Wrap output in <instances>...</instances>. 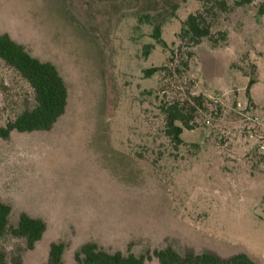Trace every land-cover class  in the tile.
<instances>
[{
  "label": "rangeland",
  "instance_id": "rangeland-1",
  "mask_svg": "<svg viewBox=\"0 0 264 264\" xmlns=\"http://www.w3.org/2000/svg\"><path fill=\"white\" fill-rule=\"evenodd\" d=\"M217 10L214 47L204 40L188 67L169 65L182 22L199 0H0V34L57 66L69 90L49 131L0 137V201L46 222L33 250L0 240L9 264H45L52 243L77 264L87 243L151 255L173 247L223 258L247 253L264 264V0ZM149 16L150 22L144 17ZM162 24L164 48L152 37ZM146 45H154L149 56ZM203 94L211 111L175 148L163 101ZM34 91L0 59V128L33 106ZM218 109H220L218 111Z\"/></svg>",
  "mask_w": 264,
  "mask_h": 264
},
{
  "label": "trees",
  "instance_id": "trees-1",
  "mask_svg": "<svg viewBox=\"0 0 264 264\" xmlns=\"http://www.w3.org/2000/svg\"><path fill=\"white\" fill-rule=\"evenodd\" d=\"M202 9L190 14L182 22L178 34L180 45L177 50L171 49L169 65L153 67L145 71L147 78L155 74L171 73V67L177 64L175 70L180 72L181 67H188L194 56V48L204 40H209L214 47L219 40H226L227 34L219 32L220 38H213V21L217 10L226 11L229 7L226 0H199ZM235 5L249 4L252 0H234ZM259 15L264 16V3L259 7ZM144 19L150 22V17ZM152 37L164 48H168L162 36V24L154 23ZM154 45H146L144 54L149 56ZM0 59L14 68L31 86L34 91L33 106L21 111L14 119L0 128V137L9 138L16 131L19 133L49 131L65 114L69 103V90L63 76L56 65L42 61L31 55L27 49L16 42L9 34H0ZM161 110L165 118V134L175 148L181 146L184 141L181 137L183 131L196 128V119L206 117L208 114L217 115L211 111L209 99L203 95H195L187 92L184 97L174 101H163ZM220 109H218L219 111ZM12 206L0 201V240L6 237L20 238L25 241L26 248L33 250L36 244L43 238L47 225L40 218L27 213L20 215L15 226L10 223ZM65 245L52 243L49 260L45 264H64ZM153 255L161 264H263L247 253H239L228 258H223L211 252L195 253L188 250L179 252L173 247L162 250H154ZM151 255L125 254L122 251L113 253L100 248L96 243L90 242L81 247L76 253L77 264H146ZM0 264H9L5 249H0Z\"/></svg>",
  "mask_w": 264,
  "mask_h": 264
},
{
  "label": "built area",
  "instance_id": "built-area-1",
  "mask_svg": "<svg viewBox=\"0 0 264 264\" xmlns=\"http://www.w3.org/2000/svg\"><path fill=\"white\" fill-rule=\"evenodd\" d=\"M260 150H261L262 152H264V144H261V145H260Z\"/></svg>",
  "mask_w": 264,
  "mask_h": 264
}]
</instances>
